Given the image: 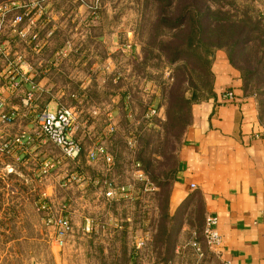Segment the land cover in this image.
Masks as SVG:
<instances>
[{
	"label": "crops",
	"instance_id": "0c3cea01",
	"mask_svg": "<svg viewBox=\"0 0 264 264\" xmlns=\"http://www.w3.org/2000/svg\"><path fill=\"white\" fill-rule=\"evenodd\" d=\"M52 24L46 23L45 34L49 36L41 53L35 54L27 48L36 81L40 79L38 102H45L42 107L47 109L72 106L81 112V128L75 138L83 145V156L76 163L63 160L43 177V164L62 159V153L53 144H42L36 139L33 122L27 125L25 119H20L10 127L14 134L3 127L0 137L11 138L24 133L34 138L25 150L5 157L2 170L8 174L10 169L15 171L18 189L29 188L32 192V189L42 188L48 203L67 206L74 233L63 247L59 264H92L89 259L92 246L89 245H94L95 251L101 254L103 264H264V124L256 96L244 91L241 74L232 66L227 54L224 51L215 54L214 96L192 105L191 121L173 153L177 159L176 174L167 183L161 180L164 186L170 185L167 200H163V213L160 197L149 196L142 182L134 183L136 196L133 195L132 200L122 195L112 199L105 196V180H113L118 186L133 183L130 173L132 163L137 162V149L135 153L129 150V157H123L111 143L118 138L127 148V141L133 138L134 131L127 127L125 140V135L118 132V124L122 114L127 120L131 118L128 122L132 125L135 80L118 71V62L110 63L112 73L106 80L98 75L103 60L117 57L118 49L107 53L103 60L98 57L90 60L87 54H82V47L60 58L58 51L65 47L66 41L55 40ZM11 43V47L17 49L20 42L15 36ZM20 46L25 48L21 43ZM134 46L136 56L141 59L142 46ZM21 54L26 56V52ZM111 54L116 55L109 57ZM6 69L7 63L0 56V73ZM71 71H88L90 75L75 86ZM55 76L72 84L59 87ZM227 90L235 93L234 101H222ZM97 93L103 94L99 97ZM15 98L4 92L6 105H19L14 102ZM96 109L98 114L95 115ZM163 115L148 128L158 129L157 122L165 120ZM109 116L116 123L113 135L107 131ZM96 143H103L114 157L110 173L104 161L90 162L86 158L87 151ZM71 174L80 176L81 181L65 186L66 177ZM120 175L129 180L120 179ZM156 188L159 192L160 183ZM124 203L127 206L120 212L119 206ZM136 208L139 213L134 211ZM208 214L218 218L217 229L223 239L220 257L209 249L203 236ZM87 219L93 221L89 234L84 231ZM193 242L201 246L203 257L198 255ZM152 253H157L158 258ZM107 259L109 263L105 262Z\"/></svg>",
	"mask_w": 264,
	"mask_h": 264
},
{
	"label": "rangeland",
	"instance_id": "374dc122",
	"mask_svg": "<svg viewBox=\"0 0 264 264\" xmlns=\"http://www.w3.org/2000/svg\"><path fill=\"white\" fill-rule=\"evenodd\" d=\"M9 1L13 0H3V2L1 3H6ZM18 1H26L36 4L39 0ZM241 1L242 3H245L246 7H253L254 10H257L264 15V0ZM143 2L144 0L41 1L42 4H47V9L49 12L46 17L47 19L45 20H47L46 22H53L52 31L55 30V33L53 34L55 35V40H59V42H61L62 40L66 41L65 47L59 50L58 53L63 50L67 51L69 54L71 52L75 53L80 47H82V54H87L90 60H92V57H98L97 59L100 60L101 58V60H103L107 53H113L112 51H117L118 49V51L115 52L117 55L113 54L117 57L112 58L111 61L103 60V71H98V75H101L103 79L106 80L110 73H112L110 71V63L118 62L116 63L118 64V71L126 75V78L135 80V83H133L134 97L132 104L135 116L132 119V125L129 124L131 118H128L129 120H127L122 114L120 115L121 122L118 124V132L121 135H125V140H127L128 138L126 136V133H128V130H126L127 127H129L131 131H134V133L131 135H135L140 130V120L141 117L145 115L147 108L151 106L157 108L159 107L158 99H154V101L152 102V99L154 97L158 95L160 96V92L157 90L159 82L161 80L171 81L172 79L171 70L168 66H164L160 69L156 67H151L150 69H148L147 71H149L151 75L149 79H147V77L145 76L146 72L138 74L136 73V71H134L133 61L135 59H142V48L140 59L135 54L134 45L137 44L139 46H142L139 34L137 33V29L140 22H142V11L144 9ZM262 19L264 20V16ZM47 29L48 27L45 24V27L41 32V52L43 51L44 45H46L47 36H49L47 33L45 34V31ZM7 34L9 35V33ZM129 46H131V50L129 49ZM15 48H11L10 50L19 54H21L22 51L26 52L25 59L27 62H29V57L31 58V56L27 54L28 49L26 48V46L25 48H21L20 44H18L17 49ZM34 53L36 54L37 52L34 51ZM113 55L109 57H113ZM130 66L132 67V69ZM130 71L131 73H134L130 75ZM71 72L73 74L70 75V77L73 81L72 83H74L75 86L76 83H81V81L84 80L86 76L89 77L90 75L88 71ZM55 78L58 80L59 87L66 85L70 86L72 84L71 82L66 83L60 76H55ZM148 84L150 85L148 86ZM153 85L155 88L153 87ZM102 94L103 93H97V96L100 97L102 96ZM68 102L70 104V101ZM56 110L57 109H55V106H52L49 109V111L51 112H55ZM166 111L167 108L165 106L163 108V113H160V116L162 117H164L163 114H165V120ZM23 119H25L27 125L32 123L31 117H24L22 118V120ZM157 125H160V121L157 122ZM10 127L11 125L5 127V129H7L6 132L14 134V129ZM149 131L150 132L146 134V139H149L150 142L148 153L153 159L157 160L160 157L158 153V147L164 144L166 135L165 132H163V129L160 134H157L155 132L156 130L151 129ZM111 143L116 148V150H118V152H121V155L123 154V157H129L130 152L128 149V145L126 148V144H124L123 140L121 142L117 138V140L115 139L114 141H111ZM167 143L169 146V153H174L180 145L174 136H169ZM5 160H7V158L0 157V264H59V257L62 256L63 247L66 244L64 246H61L57 242L55 229L45 223L44 213L39 212L36 205L34 204V202H37L39 198L42 197L44 189H32V192L29 188H21V190L18 189L16 187V184L19 183V181L17 180L18 178L14 177L15 171L8 174V172L2 170ZM157 161H162V158L160 157ZM160 169H155L157 174H159V172L163 170V166H160ZM120 179L124 181L129 180L126 177L122 176L120 177ZM160 179L163 181L162 178ZM149 181L156 187V184L154 182H152L150 179ZM16 189H18V193L14 192L16 191ZM169 191L170 185L166 184L164 186L163 182H160L159 192L157 188L153 191L148 192L149 196L151 197H160L162 205L161 210L163 213V210H165L163 200H167ZM59 205L61 204H56L55 206L58 207ZM125 206H127L125 203L120 205L119 211H124ZM134 211L138 213L140 212L138 208H136V210ZM89 246H92L91 256L89 257L91 263L103 264L104 260L101 257V254H99L98 251H95V248H93L94 245ZM152 255H154V258H158L157 253H152ZM109 261L110 260L107 259L105 262L109 263ZM121 262H123V260Z\"/></svg>",
	"mask_w": 264,
	"mask_h": 264
},
{
	"label": "trees",
	"instance_id": "16d2710c",
	"mask_svg": "<svg viewBox=\"0 0 264 264\" xmlns=\"http://www.w3.org/2000/svg\"><path fill=\"white\" fill-rule=\"evenodd\" d=\"M143 4L137 29L142 59L133 61L134 71L146 72L149 79L148 69L168 66L172 78L159 82L160 96L152 99L159 100L158 109L167 108L166 120L160 121L155 131L160 134L163 129L166 135L164 144L158 147L162 161L148 153L146 134L151 129L145 115L139 132L133 135L137 162L158 184L160 178L167 183L176 174L177 159L168 152V137L174 136L181 144L192 118V105L214 96L212 64L218 50H223L240 72L244 91L256 96L264 124V15L241 0H144ZM14 102L22 106L21 95ZM44 103L40 101L41 107ZM160 166L163 170L157 174L155 169Z\"/></svg>",
	"mask_w": 264,
	"mask_h": 264
},
{
	"label": "built area",
	"instance_id": "2783aa9c",
	"mask_svg": "<svg viewBox=\"0 0 264 264\" xmlns=\"http://www.w3.org/2000/svg\"><path fill=\"white\" fill-rule=\"evenodd\" d=\"M39 0L36 4L26 1L13 0L0 4V56L7 63V69L0 73V129L13 125L18 120L31 117L34 124V133L36 139L42 144L51 143L58 147L62 153V159L58 161H47L42 167V176L50 174L51 169L62 161L79 162L84 153L81 141L75 138V135L81 128L80 117L81 112L72 106H60L55 112L49 111L47 108L41 107L38 102V84L36 83L37 75L33 71L32 63L27 62L23 54H11V39L17 37L18 43L31 48L37 53H41L42 41L41 32L47 23L48 9L47 4H42ZM44 19V20H43ZM45 22V23H44ZM9 33V35L7 34ZM19 43V44H20ZM131 50V46H129ZM10 50V52H9ZM61 52V53H60ZM57 56L67 57V51H60ZM8 92L10 96L22 97V106L8 104L3 99L4 92ZM235 100V93L227 90L222 95V101L232 102ZM7 109V110H6ZM98 114V109L93 112ZM156 119H161L160 109L151 106L147 108L145 120L149 125L155 124ZM107 131L109 135L116 132V123L113 117L109 116ZM34 142V138L28 134L21 133L13 135L11 138L0 137V157L15 156L18 150H25L28 145ZM128 149L135 153L137 142L135 138L127 141ZM16 161L20 158L16 155ZM86 158L90 162L104 161L107 165L106 170L110 173L114 165V157L108 151L103 143L94 144L86 153ZM133 171L131 174V182L128 186H118L113 180H105V196L107 198H115L117 195L127 199H134L133 190L134 183L142 182L145 184V192L156 189L151 183L142 169L140 163L134 161L132 163ZM13 170L10 169L9 173ZM65 186L81 181V177L71 174L66 177ZM195 185H192L194 188ZM133 194H132V193ZM136 196V195H134ZM39 212L44 213V221L47 225L53 227L56 231L57 242L64 246L68 238L73 235L74 228L70 218L67 216V206L55 205L46 201L43 193L42 197L36 202ZM218 218L213 214H208L205 220L203 236L209 249L216 256H221V246L223 243L222 236L218 229ZM93 221L87 219L85 233L89 234L93 230ZM140 245H142L140 243ZM192 246L196 249L200 257L204 256L201 246L197 242H193ZM230 264V263H226Z\"/></svg>",
	"mask_w": 264,
	"mask_h": 264
}]
</instances>
